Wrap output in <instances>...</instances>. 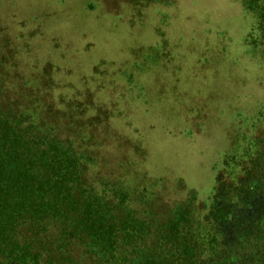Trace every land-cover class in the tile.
Segmentation results:
<instances>
[{
    "label": "rangeland",
    "instance_id": "obj_1",
    "mask_svg": "<svg viewBox=\"0 0 264 264\" xmlns=\"http://www.w3.org/2000/svg\"><path fill=\"white\" fill-rule=\"evenodd\" d=\"M245 2L0 0L5 97L78 143L95 189L122 184L139 214L194 192L201 219L219 173L235 175L225 157L264 138V46Z\"/></svg>",
    "mask_w": 264,
    "mask_h": 264
},
{
    "label": "trees",
    "instance_id": "obj_2",
    "mask_svg": "<svg viewBox=\"0 0 264 264\" xmlns=\"http://www.w3.org/2000/svg\"><path fill=\"white\" fill-rule=\"evenodd\" d=\"M245 7L264 46V0ZM3 72L0 54V264H264V138L225 157L235 175L219 173L203 218L194 192L139 214L122 184H90L76 141L5 97Z\"/></svg>",
    "mask_w": 264,
    "mask_h": 264
}]
</instances>
